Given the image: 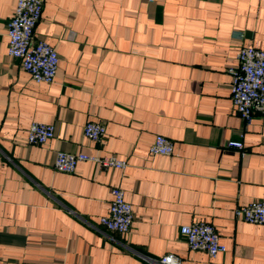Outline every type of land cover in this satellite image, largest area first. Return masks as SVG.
<instances>
[{"label": "crops", "instance_id": "1", "mask_svg": "<svg viewBox=\"0 0 264 264\" xmlns=\"http://www.w3.org/2000/svg\"><path fill=\"white\" fill-rule=\"evenodd\" d=\"M35 40L60 56L38 84L8 55L17 0H0V264H264V225L235 210L264 200V113L247 126L234 109L241 47L264 50V0H43ZM242 34V38L239 36ZM33 122L55 126L28 144ZM89 122L105 126L95 142ZM157 136L171 156H152ZM241 141L243 150L228 142ZM115 157L124 169L58 152ZM131 204L129 234L109 231L112 188ZM212 224L226 253L193 251L182 226Z\"/></svg>", "mask_w": 264, "mask_h": 264}, {"label": "built area", "instance_id": "2", "mask_svg": "<svg viewBox=\"0 0 264 264\" xmlns=\"http://www.w3.org/2000/svg\"><path fill=\"white\" fill-rule=\"evenodd\" d=\"M43 0H17L13 19L8 24V55L20 61L22 68L38 84H52L58 71L60 56L57 51L44 41L35 40V30L42 20ZM242 34L239 38H242ZM232 77L231 99L234 109L247 126L252 124L256 111L264 113V50L252 45L241 47L237 55V64L228 69ZM55 126L33 122L28 131V144L45 145L55 137ZM84 136L95 142L106 136L105 126L89 122L84 127ZM230 148L243 150L241 141L228 142ZM174 143L157 136L150 148L152 156H171ZM99 163L102 169H124L127 163L115 157L99 158L86 154L58 152L54 168L61 173L72 174L80 162ZM1 214V208H0ZM235 217L250 224L264 225V200L251 202L235 210ZM134 223V213L125 199V192L120 187L112 188V202L107 215L100 218V224L109 231L129 234ZM181 235L193 251L207 253L211 258L224 254L227 248L221 243L216 228L208 223H194L182 226ZM151 264H181L175 255H165L158 259H148Z\"/></svg>", "mask_w": 264, "mask_h": 264}]
</instances>
